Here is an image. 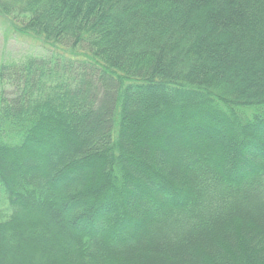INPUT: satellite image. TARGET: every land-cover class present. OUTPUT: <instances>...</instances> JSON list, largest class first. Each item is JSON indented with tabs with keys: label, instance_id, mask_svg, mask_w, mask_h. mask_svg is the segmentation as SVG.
Here are the masks:
<instances>
[{
	"label": "trees",
	"instance_id": "trees-1",
	"mask_svg": "<svg viewBox=\"0 0 264 264\" xmlns=\"http://www.w3.org/2000/svg\"><path fill=\"white\" fill-rule=\"evenodd\" d=\"M0 15V264H264V0Z\"/></svg>",
	"mask_w": 264,
	"mask_h": 264
},
{
	"label": "rangeland",
	"instance_id": "rangeland-1",
	"mask_svg": "<svg viewBox=\"0 0 264 264\" xmlns=\"http://www.w3.org/2000/svg\"><path fill=\"white\" fill-rule=\"evenodd\" d=\"M53 53L65 54V51L51 48L34 37L16 32L10 21L0 15V63L17 61L29 56H47Z\"/></svg>",
	"mask_w": 264,
	"mask_h": 264
}]
</instances>
